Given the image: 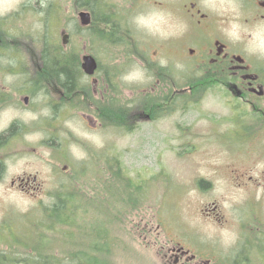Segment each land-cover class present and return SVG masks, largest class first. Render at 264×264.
<instances>
[{
	"label": "rangeland",
	"instance_id": "rangeland-1",
	"mask_svg": "<svg viewBox=\"0 0 264 264\" xmlns=\"http://www.w3.org/2000/svg\"><path fill=\"white\" fill-rule=\"evenodd\" d=\"M134 2L103 0L100 5L107 12L113 11L110 4L115 5L126 18L134 12ZM51 3L55 8L50 11L52 15L47 27L46 10ZM10 12L16 15L14 50L21 55V59H17L19 55L15 53L17 58L13 63L17 64L18 72L20 67L24 71L0 77L1 83H15L18 89V107L3 115L0 130L9 128L13 120L19 127L15 145L10 149L9 172L0 185V250L8 249L1 242L2 236L8 239L6 227L13 233L19 231L21 237L33 231L39 216L52 204V195L74 184V192L82 198L102 202L103 208L108 209L109 216L114 219L110 226L114 238L111 243L113 253L109 258L111 264H173L165 259V253L169 247L180 245L196 255L209 252L204 257L212 260L210 264H264V186H260L264 184V122H251L247 127L257 132L246 133L228 121L227 117L231 115L228 108L208 96L203 105L206 111L202 112L204 117L220 115V143L216 137L208 135L204 139V149L191 150L192 139L179 136L183 128L174 127L181 113H170L151 123L138 122L137 94L154 88L157 83L155 71L147 70L133 55L127 59L123 44L121 47L106 42L110 46H95L92 34L86 31L77 37L75 24L79 23L80 11L73 0H0L2 16ZM150 14L148 18L143 14V22H138L140 17H137L134 34L140 36L141 47L150 46L146 48V57L153 63L152 53L158 50V38L163 40L169 36L171 28L167 22L155 20L154 14ZM47 30L50 37L64 47L77 45L81 49V58L89 53L106 67L114 64L123 67V73L115 79L119 85L113 89V101L118 104V109L125 108V114L113 115L106 123L100 120L104 126H98L100 122L95 126L87 112H62L57 92L26 91L21 87L31 82L35 77L34 68L42 65L41 40ZM64 30L71 35L67 45L63 44ZM240 32L252 35L249 46L264 54L257 46L264 41V27L244 30L239 26L235 36ZM138 43L131 44L129 51L138 50ZM140 50L144 52L142 48ZM137 70L142 73L140 79H123ZM8 77L12 79L9 81ZM174 79L180 83L187 78L177 75ZM85 83L89 80L83 78ZM26 95L30 97L29 109L24 108L23 97ZM58 104L60 108L54 109L53 106ZM26 113L33 114L35 119L26 117ZM188 115V119L193 120L200 113L191 109L186 113ZM195 120L199 121V133L207 134L206 129L217 128V123L204 118ZM219 164L218 176L215 169ZM106 166L110 167L109 171L105 170ZM35 176L38 178L36 191L29 188L30 192H22L18 183L15 187L11 185L14 179H33ZM123 176L130 180L131 197L122 195V187L118 186L124 180ZM243 176L247 184L240 187L238 179ZM110 177L111 184H108ZM199 177L212 180V184L198 186L196 180ZM116 198L123 199L116 202ZM128 198L133 201L130 203ZM135 200L138 204L130 205ZM260 200L261 220L253 215L249 219V210ZM213 206L218 207V212L221 208L224 214L221 226L220 216L204 214ZM250 223L256 224L252 236L248 233L243 246L232 253L235 242L242 239L241 226L249 231ZM250 236L254 244L253 255L247 249ZM220 251H223V261ZM245 259L250 260L245 262ZM196 264H200V260Z\"/></svg>",
	"mask_w": 264,
	"mask_h": 264
},
{
	"label": "flooded vegetation",
	"instance_id": "flooded-vegetation-1",
	"mask_svg": "<svg viewBox=\"0 0 264 264\" xmlns=\"http://www.w3.org/2000/svg\"><path fill=\"white\" fill-rule=\"evenodd\" d=\"M101 1L103 0H99V2ZM74 5L80 12L88 11L90 13L91 24L88 27L93 26L92 42L95 46H110L105 44L106 42L110 44L115 42L121 47L123 44L126 48L125 56L127 59L133 55V58L140 61L147 70L155 71L157 83L153 85L154 88H151L150 91L145 89L144 92L140 91V94H137L139 95L137 98L139 107L136 119L139 123H151L160 120L164 115L181 113V116H178L179 121L174 122V127L183 128V133L179 136L192 139L190 142L191 150L201 151L204 149V139L208 135L211 138L216 137L220 143V115L213 114L204 117L202 112L206 111L203 109V105L208 96L218 100L220 105L228 108L231 113L227 117L228 121L233 122L237 125L236 127L246 133L257 132L247 127L251 122H264V54L249 46V42L253 39L252 35L240 32L238 36H235L231 29L233 24L239 25L244 30L264 27V0H135L132 6L134 12L126 18L115 5L110 4L113 11H111L112 9L110 12L105 11L109 21L106 22L107 24L104 23L102 28L105 29L106 33L109 32L111 37L105 36L108 40L104 39L106 41L104 44H102L103 37H99L95 32L96 26L99 25L95 17L101 15V12H98V5L95 4L93 11L82 10L77 1L74 2ZM150 13L154 14L155 20L167 22L171 28L169 36L164 37L163 40L158 38V50L152 53L153 63H150L146 57V53L148 54L146 48H150V46L143 45L141 47L140 36L134 34V23H136L137 17L143 18L144 14V18H148ZM15 16L11 12L3 16L0 13V77L1 75H15L24 71L20 67L18 72L17 64L14 65L13 63L17 58L15 53L19 55L17 59H21V55L14 50ZM78 21V25H81L80 19ZM63 34L68 33L64 30ZM68 35L69 43L71 35ZM134 43H138L139 48L130 52L128 47L132 46L131 44L135 46ZM90 55L97 62L94 75H86L81 64V70L89 83L83 85L77 83L76 87L69 92L60 83H46L43 84V87H45V91H54L60 95L59 104L61 108L59 104L58 106L62 112L65 110L83 111V114L87 112L86 115L97 126L100 120L104 123L110 120L113 89L119 85L115 79L123 73V67L120 68L116 64L106 67L93 54ZM42 71V65L33 70L35 75ZM177 75H182L187 79L177 83L174 79ZM38 86L30 82L21 87L26 91L27 89L40 91ZM17 90L15 83L0 82V121L5 113L18 107L16 105ZM23 98L24 108L29 109L30 97L26 95ZM191 109L200 113L193 120L188 119L189 115L186 116V113L190 112ZM199 117L217 123V128L210 131L206 129L207 134L199 133L197 129L199 121L195 120ZM103 122H100L98 126H104ZM18 129L16 120H13V124L9 128L0 130V185L5 182L9 172L8 162L12 155L10 149L15 145L14 140ZM65 170L66 166L64 167ZM215 170L219 176L220 164ZM245 178L243 176L238 179L240 187L247 184ZM37 180L36 176L33 179L18 178L14 179L11 185L15 187L18 183L22 192H30L31 189L36 191L38 189L35 187ZM249 180L252 181V177ZM196 184L202 187L208 186V184H212V180L199 177ZM260 186L262 187L264 184ZM257 203L259 205L261 200ZM258 205L251 207L249 216L253 215L256 219L261 220L262 211L259 208L262 206ZM204 214L207 217L220 216V226L224 224L222 220L224 214L221 208L220 212H218L217 206H213L212 209L207 208ZM250 217L248 218L252 219V216ZM255 226L256 224L252 223L249 231L243 225L241 226L242 239L238 238L235 242L232 253L239 251L248 233L252 236V229ZM243 232H245L244 236ZM251 236L247 249L253 255L254 251L252 252L251 249H254V244ZM163 249L165 250V248ZM223 251H220L222 261L224 260V256L221 255ZM207 253L196 255L183 245L171 246L165 253V259L168 258L167 260L174 262L173 264H196L199 260L200 264L203 262L210 264L212 260L204 257ZM238 257L240 259V256ZM248 260L245 259V262Z\"/></svg>",
	"mask_w": 264,
	"mask_h": 264
},
{
	"label": "trees",
	"instance_id": "trees-1",
	"mask_svg": "<svg viewBox=\"0 0 264 264\" xmlns=\"http://www.w3.org/2000/svg\"><path fill=\"white\" fill-rule=\"evenodd\" d=\"M75 1L82 10L93 11L95 4L98 5V12H101V15L95 17L99 23L95 32L99 37H103L104 44L106 42L104 39L108 40L105 36L111 37V34L102 28L109 20L99 0H73ZM52 8H55V4H48L47 27ZM57 18L59 19L58 15ZM75 30L74 34L77 37L84 31L90 35L94 33L93 26L80 27L75 24ZM46 33L41 40L43 71L35 75L31 82L39 85L40 91L45 89L43 84L52 82L62 84L68 92L72 91L77 83L83 85L85 75L81 70V49L74 44L71 48L63 47L50 37L48 30ZM117 106L118 104L113 101L110 119L113 115L126 113L125 108L118 109ZM53 107L58 109V105ZM109 169L110 167H105V170ZM115 176L118 174L115 173ZM129 181L124 177L118 186L122 187V195L131 197L133 190ZM109 183L111 184V177L108 179ZM52 197L54 198L52 204L45 208L42 216H39L33 231L21 237L19 231L13 233L6 227L8 239L6 241L2 236L1 242H4L8 249L0 250V264H111L109 258L113 253L111 243L114 238L110 226L114 219L109 216L108 209L103 208L102 202L93 201V198H82L81 194L74 192V184L63 187L62 191H58ZM122 199L116 198L115 201L119 202ZM128 200L131 203L133 198ZM137 204L135 200V203L130 205ZM126 209L127 206L124 207V211ZM93 211L96 212L95 215Z\"/></svg>",
	"mask_w": 264,
	"mask_h": 264
},
{
	"label": "water",
	"instance_id": "water-1",
	"mask_svg": "<svg viewBox=\"0 0 264 264\" xmlns=\"http://www.w3.org/2000/svg\"><path fill=\"white\" fill-rule=\"evenodd\" d=\"M79 19L81 22V25L84 27H88L91 24V16L88 11H81L79 13ZM69 39L68 34H64L63 37V44L67 45ZM82 69L84 73L88 76L94 75L96 69H97V62L95 58L90 54H85L82 58Z\"/></svg>",
	"mask_w": 264,
	"mask_h": 264
},
{
	"label": "clouds",
	"instance_id": "clouds-1",
	"mask_svg": "<svg viewBox=\"0 0 264 264\" xmlns=\"http://www.w3.org/2000/svg\"><path fill=\"white\" fill-rule=\"evenodd\" d=\"M17 2H19V0H17ZM138 22H143V18L140 17L138 18ZM233 35H235V30L239 28V25H236V24H233ZM259 48H261V50H264V41H262L260 44L257 45ZM142 77V73L137 70L125 77H123V79L127 80V81H132V80H136V79H140ZM12 78L11 77H8V80L10 81ZM26 117L28 118H31V119H35V116L31 113H26L25 114ZM6 126V125H5ZM102 146V145H100ZM235 237L233 236L232 237V240L234 241ZM227 242V241H226Z\"/></svg>",
	"mask_w": 264,
	"mask_h": 264
}]
</instances>
